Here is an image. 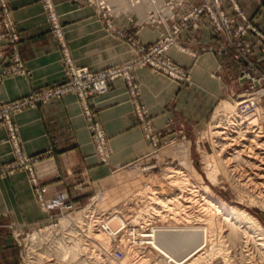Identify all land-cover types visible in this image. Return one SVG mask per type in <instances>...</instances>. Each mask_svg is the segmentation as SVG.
Segmentation results:
<instances>
[{
  "label": "crops",
  "instance_id": "1",
  "mask_svg": "<svg viewBox=\"0 0 264 264\" xmlns=\"http://www.w3.org/2000/svg\"><path fill=\"white\" fill-rule=\"evenodd\" d=\"M236 1L264 29V0ZM54 3L73 59L92 71L122 64L133 56L126 41L106 29V25L111 24L143 43H151L163 30L162 26L140 25L133 12L104 18L100 15L101 8L86 0H54ZM9 5L19 33L17 49L24 66L22 73L3 74L12 64V56L5 46L1 47L0 106L54 87L62 78L61 49L43 14L42 1L9 0ZM136 11L147 17L142 10ZM179 43L188 50H199L195 57L180 51L182 46L168 51L170 57L190 70V83L171 81L149 67L135 69L140 85L139 102L146 108L159 142L181 133L193 136L208 121L218 101H231L244 88L237 80L243 61L234 57L232 49L220 51L224 39L206 18L197 29L185 28ZM92 101L111 150L106 163L95 155L88 122L75 95L51 98L13 116L23 154L37 157L34 168L39 182L46 186V201L63 199L78 205L90 186L101 185L152 151L153 146L144 137L120 80L110 83L109 92L94 96ZM7 139L6 127L0 123V168L17 162ZM43 220H47V213L35 201L27 171L19 167L0 174V250L7 247L2 233L9 225Z\"/></svg>",
  "mask_w": 264,
  "mask_h": 264
},
{
  "label": "bare ground",
  "instance_id": "2",
  "mask_svg": "<svg viewBox=\"0 0 264 264\" xmlns=\"http://www.w3.org/2000/svg\"><path fill=\"white\" fill-rule=\"evenodd\" d=\"M153 11L160 14L164 10ZM244 97L235 99L237 114L226 101L217 106L212 125L215 154L202 152L204 171L210 184L216 185L222 176L234 187L242 204L263 208L264 114L256 106L250 113L240 112L237 106ZM163 166L166 171L158 180L152 182L150 178L145 191L132 197L135 185L139 187L148 175L129 183L135 187L124 198L128 186L121 187L122 192L112 195L102 208L77 217L61 239L42 253H33L29 263L176 264L181 256L178 264H239V254V259L248 260L243 264H264V228L252 209L227 202L214 194L209 184L195 185L180 167ZM197 178L202 180L199 174ZM127 197H132L129 205L118 210ZM123 229L133 230V239L121 234ZM114 248L122 252L121 259L112 256ZM250 248L257 250L258 263L248 253Z\"/></svg>",
  "mask_w": 264,
  "mask_h": 264
},
{
  "label": "built area",
  "instance_id": "3",
  "mask_svg": "<svg viewBox=\"0 0 264 264\" xmlns=\"http://www.w3.org/2000/svg\"><path fill=\"white\" fill-rule=\"evenodd\" d=\"M1 1L4 11L8 12L4 0ZM51 6H54L51 0H45L50 28L61 49L62 78L60 82L54 87L35 91L19 101L6 103L0 107V121L6 126L8 137L18 158L15 167H22L28 171L35 200L42 211H52L61 206L68 208L71 204L69 205L63 199L46 201V186L39 182L34 168L37 157L21 153L16 125L11 118L13 114L24 110L23 108L34 107L37 103H46L51 98H61L66 94L75 95L82 108V115L88 122L90 139L96 157L100 162L106 163L111 150L103 127L97 118L92 99L94 96L106 94L110 89L109 83L118 79L126 89L128 100L144 130V137L150 141L153 147H156L157 137L151 128L147 110L139 102L140 85L135 76V69L149 67L152 71L166 76L171 81L190 83L189 69L170 57L168 51L173 47L180 46L179 37L185 28L197 29L203 18L208 20L216 33L222 35L224 45L220 51L225 52L227 48L232 49L234 57L243 61L237 76L239 83L244 85L239 96H245L239 105L240 112H252L258 100L264 96V93H259L264 90V29L251 19L236 0H165L163 6L165 12L162 11L159 14L151 10L149 15L150 24L157 28L161 26L163 28L151 43L140 42L133 36L108 24V29L112 33L126 41L133 56L122 64L111 65L100 71H92L87 66L76 64L65 40L64 27L52 12ZM100 6L104 8L101 3ZM105 15L103 14V16ZM9 25L8 36L12 45L11 56L14 63V67L8 71L11 72L21 70L22 63L17 49L19 35L15 32L12 24L9 23ZM202 49L204 50V48ZM180 50L188 52L193 57L199 52L197 48L188 50L184 46ZM10 168H14V166L12 165ZM65 196L67 195L65 194ZM133 232L128 229L121 230V234L130 239H133L131 237ZM112 256L115 259H121L122 252L114 248Z\"/></svg>",
  "mask_w": 264,
  "mask_h": 264
},
{
  "label": "rangeland",
  "instance_id": "4",
  "mask_svg": "<svg viewBox=\"0 0 264 264\" xmlns=\"http://www.w3.org/2000/svg\"><path fill=\"white\" fill-rule=\"evenodd\" d=\"M41 1H42V6H43V14L47 20V23L50 25L48 9L46 10L45 8V0H41ZM86 1L89 4L93 3V4L98 5L100 8H101L100 3H102L104 8L100 9L101 10L100 15L103 16V14H106L105 16H103L104 18L105 17L109 18L112 15H124V14H128L129 12H133L137 16V20L139 21L140 25L144 23L150 24L149 20H151V18L149 15H150L151 10L152 11L155 10L156 12L165 10L163 9V6H164L163 2H165V0H148L147 2L143 0H140V2L139 0H86ZM51 2L54 5L53 7L51 6L52 12L59 19V15L57 14L56 9H55L54 0H51ZM1 3L2 1L0 0V50L2 46H5L7 49L6 51H9L10 54L12 55V47H11L12 45L10 43L9 36H8L10 33L8 30L10 26L9 23L12 24V26L15 28V32L18 35L19 33H18L16 24H15V21L13 19L12 10L9 5V0H4L5 6L7 7L8 12L4 11L3 7L1 6ZM138 7H140V9L147 15L146 18L142 17L135 10ZM106 29H108L107 25H106ZM179 47H173V48L180 49ZM1 52L2 51H0V53ZM20 60L22 63L21 70L8 72L11 70L12 67H14V63L12 60V64L9 66V68L6 71H4L3 74L22 73L24 64H23L21 57H20ZM114 65H118V64H114ZM190 82H191V74H190ZM241 93L235 95L231 101L228 99H223L221 101H218L208 121L193 136L189 137L186 133H181V134H177L171 139H167L161 142H159L158 139L156 138L157 139L156 147H153L151 152H149L146 156L142 157L138 161L130 164L131 166H126L120 169L119 171L111 175L108 179L104 180L101 185H97L94 187L90 186V188L87 190V194L83 197V200L80 202V204L74 205L73 203H71L72 201H69L67 203H69V205L71 204V206L68 208L61 206V207H57L58 211H56L57 208L53 209L52 211H48V212L43 211L47 213V220L39 221L38 223H34V224L27 223L26 225H9L7 228H5L6 230H4V232L2 233V237H4L3 244L4 245L6 244L7 247L6 249L0 250V264H30L29 262L33 260V256H32L33 253H42L49 246H53L54 241L61 239V235L63 232H66V230H68L69 228L75 225L74 223L76 222L77 217L79 216L83 217L84 215H88V211L93 210L95 207L99 209L102 208L103 203L105 201L108 202L110 201V198L112 199V195L117 196L119 192L120 193L122 192L121 187L122 189H125L124 186H128L127 188H129L127 189V191H125L124 194L122 193L123 194V197L121 196L122 198L126 196L125 194L130 193V190H132V188H134L135 186L137 188H134V190L137 189L138 191L136 190L133 192L132 190V197L139 195L142 192V190L145 191V188L148 187L146 185H148V182H150L151 179H152V182L153 180H158L160 177L159 174L161 172L166 171L165 167L163 166L166 164L171 165L173 167L177 166V167L182 168L181 170L188 173L190 177L192 178L193 182L195 183V185L199 187L204 186V184H209L214 194L223 198L227 202L233 205H236L238 207L240 206L241 208L252 209L253 210L252 214L254 215V217H256L259 220V222L262 224L264 228V207L262 208V206L260 205H254V206L249 207V205L247 206L246 203L242 204L244 202H241L239 194L236 192L234 187L229 185V183L226 180H224V178H221L222 176H220V180L216 185H212L206 178L205 171H204V165L206 164V160L202 152L209 153L210 155L215 154L214 146H213V140H214L213 136H215L216 134L212 133L215 129L212 127L214 123L213 118H214L215 110L221 102L226 101L231 104L232 110L237 114V110L235 108V106L237 105L236 104L237 101L235 99L238 97H241L239 96ZM259 93H264V90L259 91ZM19 100H16V101H19ZM256 107H259L261 113L264 114V96L258 100ZM27 108H31V107H25L23 109H27ZM237 109H239V105L237 106ZM18 113H15L12 115V118H11L12 121H13V116ZM261 118H264V116H262ZM0 123H3V122L0 121ZM16 129H17V134H18L17 125H16ZM7 140L9 141L11 145L10 153L16 157L17 162L10 163V165H8V167L6 168H0V174L9 173L19 168V167H15V165L18 163V158L15 155V152L13 150L12 142L10 141L9 137ZM20 150H21V153L23 154L21 147H20ZM12 165L14 166V168H10ZM197 174L202 176V180L197 178ZM147 175L149 176L147 180L151 178L149 181L144 179L145 177H147ZM140 178L144 179L146 181V184H145V181L143 180L144 182L141 181L142 185L140 184L139 187L138 185H135L134 187L132 186L130 187V184H133L134 182H139L138 180ZM28 182H29V175H28ZM127 183L128 184L130 183V184L128 185ZM144 186L146 187L144 188ZM132 197L125 198L122 201V203L118 205L119 207H117V209L118 210H120L121 208L124 209L126 205H129L131 201L130 199ZM73 202L75 203V201ZM179 221L181 220L179 219ZM126 226H127L126 228H129L130 224ZM251 246L252 244L249 245V247ZM250 250L248 253H252V255L254 256L253 258H255L253 260L256 262L257 261L259 262V258H258L259 255L257 253V250L255 248L253 249L250 248ZM1 253H4V255ZM180 257L179 259H177L178 261L176 262V264H178V262L181 260ZM238 260L239 261L241 260L239 264H243L245 261H248L246 259L244 261L243 258L239 259V254H238ZM157 262L158 261L154 263L156 264ZM143 264H146V263H143Z\"/></svg>",
  "mask_w": 264,
  "mask_h": 264
}]
</instances>
